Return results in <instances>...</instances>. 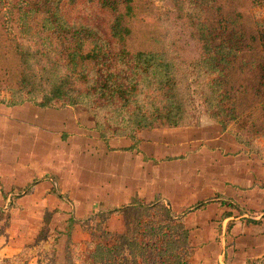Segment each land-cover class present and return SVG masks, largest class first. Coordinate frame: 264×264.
<instances>
[{"label": "trees", "instance_id": "obj_1", "mask_svg": "<svg viewBox=\"0 0 264 264\" xmlns=\"http://www.w3.org/2000/svg\"><path fill=\"white\" fill-rule=\"evenodd\" d=\"M176 1L182 10L188 4L191 12L198 11L193 26L201 55L192 64L205 117L222 132L235 129L237 140L253 148V141L264 136V20L250 10L264 7V0ZM139 2L0 0V91L10 95L9 106L83 108L105 141L137 144L142 132L192 125V92L188 86L181 91L174 64L160 52L129 50ZM64 4L90 14L68 20L61 11ZM212 5L216 21L210 27L203 14ZM245 52L248 60L241 57ZM74 71L87 78L85 90L74 84ZM113 213H122V234L106 228ZM92 223L96 229L79 264H126L125 249L144 250V264H189L184 252L191 247L189 231L161 203L135 200L98 214ZM159 249L179 251L166 258ZM69 257L67 251L64 264Z\"/></svg>", "mask_w": 264, "mask_h": 264}, {"label": "crops", "instance_id": "obj_2", "mask_svg": "<svg viewBox=\"0 0 264 264\" xmlns=\"http://www.w3.org/2000/svg\"><path fill=\"white\" fill-rule=\"evenodd\" d=\"M9 101L10 95L0 91V212L16 198L19 205L24 203L20 212L25 216L26 236L20 237L23 240L32 234V244L24 246L18 237H11L14 221L8 227L0 222V256H17L21 245L25 251L38 249L35 226L40 227L47 213L69 211L68 205L72 215L75 211L89 221L108 210L128 207L132 200L155 198L167 201L176 212L211 201L182 214L191 247L216 249L211 262L223 264L221 257L229 251L250 261L264 254V156L259 144L245 146L233 132L216 131L217 125L206 117L203 123L182 128V142L170 149L182 156H166L169 160L158 167L166 169L181 162L182 180L169 182L170 191L162 185L169 178L161 179L155 173L156 154L167 152L166 145L156 146L158 140L147 139L138 147L140 153L126 139L102 140L92 122L72 108L44 109L28 103L9 106ZM203 129H210L205 130L209 133L205 137ZM206 151L211 153L209 162L204 160ZM207 168H211L210 176ZM13 211L18 213V208ZM32 216L36 222L30 220ZM121 218L122 213L110 214L107 230L124 233ZM114 223L116 230H112Z\"/></svg>", "mask_w": 264, "mask_h": 264}, {"label": "rangeland", "instance_id": "obj_3", "mask_svg": "<svg viewBox=\"0 0 264 264\" xmlns=\"http://www.w3.org/2000/svg\"><path fill=\"white\" fill-rule=\"evenodd\" d=\"M182 1V0H181ZM178 1L176 0H141L137 4L134 17L131 20V28H132V35L129 39L128 45L129 50L132 52L140 51V50H148L151 52H160L167 56V59L174 64V67L177 72V82L181 87V91L184 90L186 86L190 87L192 92V100L193 104L191 105L190 115H191V122L192 125H196L204 122V113H203V105L202 102L199 100L200 93L198 91V84L193 67V62L197 61L201 55L200 47L196 42L194 37L196 27L193 26L194 16L198 13L191 12L190 9H187L188 4H183L184 9L182 10V4H177ZM65 4L62 5L61 11L67 19H75V18H85L87 14H90V11H86L79 9L81 7H76L74 9H67L65 8ZM228 8L224 10L226 12ZM250 15L252 17L261 18L264 20V7L256 8L254 7L250 10ZM204 22L211 27V24L216 21L215 16V6H210L209 10H206V13L203 14ZM251 25V22L246 24L248 28ZM250 28V27H249ZM244 60H248V53L245 52L241 56ZM240 58V60H242ZM101 62L99 58L97 64ZM98 67V66H97ZM96 67V68H97ZM78 73V74H76ZM74 79V84L80 88L81 90H85L87 83V78L84 74H80L79 71H74L71 73ZM85 78V79H82ZM59 104L51 107L52 109H64L58 108ZM51 108H44V109H51ZM67 108V107H66ZM74 112L84 114L87 118V121H91V126L93 125L95 130L96 126L95 123L91 120L90 116L85 112L83 108L75 107ZM202 122V123H203ZM86 123V122H85ZM106 126V123H104ZM193 126V127H194ZM263 126H264V118H263ZM218 127V128H217ZM216 131H221L220 127L217 126ZM115 130V128H113ZM164 130V131H162ZM204 134L202 135L207 136L209 133L206 131H210V129H203ZM206 130V131H205ZM97 131V130H96ZM156 131L155 133H152ZM230 131L234 132L235 129H231ZM98 132V131H97ZM195 134H198V131H195ZM198 132V133H197ZM99 134V133H98ZM149 134V135H148ZM264 134V127L261 131V135ZM156 139L159 142L156 143V146H165L166 145V154H164V150L162 151L163 154H156V161H154L155 170L161 179L164 176L169 178L168 181L162 183L165 185L168 190L172 191V186L169 182L174 183L176 180H182V168L180 167L181 162H175L168 168H158L159 165L161 166L164 163V160H169L165 158L166 156H182V153L177 152L173 153L170 149H173L177 143L182 142V128L174 129H156L150 132H142L139 134L137 140L138 143H132V148L138 150V147H143V143L146 142L147 139ZM113 139V138H110ZM120 139V138H116ZM109 140V139H108ZM161 141L165 142L162 143ZM205 142V140L203 141ZM128 144V143H127ZM208 144V143H206ZM260 145L263 152L261 156H264V136L257 137L253 141V145ZM125 146V143L122 145ZM199 147V146H198ZM204 149V148H203ZM132 150V149H129ZM142 149H139L138 152L142 153ZM206 150H210L209 146H206ZM211 153L206 151V155L204 156V160L209 162L211 160ZM180 159H176L173 161H180ZM161 163V164H160ZM145 164V163H144ZM145 167V166H144ZM143 167V168H144ZM164 167V166H162ZM144 175L146 174V170L143 169ZM206 173L210 176L211 175V168L206 169ZM208 175L206 177L208 178ZM172 178V180H171ZM160 197V196H157ZM179 198V195H178ZM17 199V198H16ZM16 199L11 200L8 209L1 213L0 212V222L1 225L4 227H8L10 220L14 221L13 225L16 227L15 231L11 233L12 238L18 237L17 241L22 240L20 235L26 236L24 232L25 226L23 222L25 221L24 215L20 212V209L23 210V205H19L20 201L18 202ZM141 202L144 205H153L155 203H161L163 206L168 208L173 215H176L178 219L182 220V214H187L189 212L195 211V207H198L197 204L190 206L189 208H178L179 212L174 211L175 209L173 206L170 205L167 201H162L161 198H155L153 201H145L142 199H135ZM135 200H132L129 205ZM206 205H209L211 201H204ZM203 202V203H204ZM202 203V204H203ZM204 203V205H205ZM200 206V205H199ZM18 208V213L13 211V209ZM71 206L68 205L66 209L69 211H57L55 214H49L41 218L42 226L36 227L35 226V244L38 249H33L29 251H25L22 249V246L25 244L31 245L32 240L31 235L24 238L22 244L20 246V254L15 257L6 259L5 257L0 256V264H64L66 260V252H69V259L70 264H79L77 258L81 256L84 252L85 245L89 242L90 234L95 231L96 224L92 223L91 220H87L88 217L86 215L82 216L80 213L76 214L73 211L74 215L70 211ZM116 210V209H115ZM114 211V210H113ZM108 212H112V210H108ZM259 217V216H258ZM36 218V217H35ZM38 218V217H37ZM264 218V217H263ZM122 225L124 226V220L122 216ZM32 222H36L34 216L30 218ZM116 223L112 225V230H116ZM209 227L207 228V230ZM75 231V232H74ZM74 232V233H73ZM34 234V233H33ZM69 234V238L67 235ZM210 236V233L207 234ZM180 236H176L178 238ZM209 238V237H208ZM29 239V241H27ZM190 239V234H189ZM86 240V241H84ZM3 240L0 241V245H3ZM85 243V244H84ZM24 245V246H25ZM179 250L170 249H159L156 252H165L166 258L169 257L171 253L175 254ZM187 254V261L189 264H213L212 262H217L211 260L215 258L216 249L207 248L204 250H195L194 248L190 247V249L184 250ZM144 250H132V253L129 249L123 250V256L126 258V264H144L143 256ZM184 255V254H183ZM182 256V255H181ZM223 264H264V254L262 253L260 256L252 258L251 261L244 260L242 257H235L233 256L230 251L225 252V257H221ZM37 262V263H36ZM68 263V264H69Z\"/></svg>", "mask_w": 264, "mask_h": 264}]
</instances>
